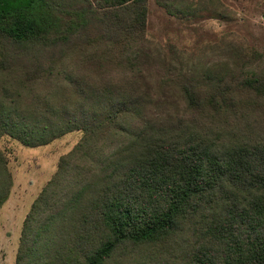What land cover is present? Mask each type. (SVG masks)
Wrapping results in <instances>:
<instances>
[{"label":"trees","instance_id":"obj_1","mask_svg":"<svg viewBox=\"0 0 264 264\" xmlns=\"http://www.w3.org/2000/svg\"><path fill=\"white\" fill-rule=\"evenodd\" d=\"M86 2L0 0V55L50 60L36 61L31 85L14 73V86L0 82V138L35 148L82 134L31 204L14 264H108L136 252L132 264H264V140L217 129L264 107V72L206 75L199 94L181 90L193 119L158 126L132 73L148 0ZM55 13L66 19L60 34ZM52 49L62 59L79 51L87 72L55 73ZM53 76V92L36 87ZM11 185L0 151V208Z\"/></svg>","mask_w":264,"mask_h":264},{"label":"rangeland","instance_id":"obj_2","mask_svg":"<svg viewBox=\"0 0 264 264\" xmlns=\"http://www.w3.org/2000/svg\"><path fill=\"white\" fill-rule=\"evenodd\" d=\"M50 1L63 9H87L88 5L87 0ZM55 14L60 17L54 31L60 34L66 19ZM143 47L139 66L132 73L137 72L135 89L144 96L148 118L158 126L188 124L194 112L181 94L182 88L197 95L208 74L236 77L264 72V0H148ZM78 54L73 50L71 56L62 59L60 49H52V70L87 72L79 65ZM48 56L0 55L4 66L0 82L8 83L14 73L31 85L36 61L46 67L50 64ZM55 81L53 76L46 85L39 83L36 87L50 85L53 92ZM13 84L10 80L8 85ZM239 111L234 119L229 118L231 121L226 118V123L218 124L217 129L236 137L264 140V107L249 104ZM81 135L75 131L35 148L24 147L8 136L0 138V151L12 179L8 198L0 208V264H14L22 223L31 204L54 174L59 158L74 147ZM139 258L136 252L123 262L116 256L108 264H132Z\"/></svg>","mask_w":264,"mask_h":264}]
</instances>
